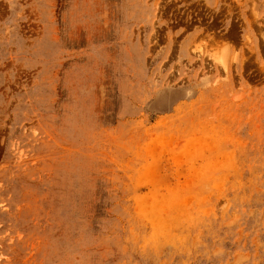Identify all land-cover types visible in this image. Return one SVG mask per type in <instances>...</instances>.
<instances>
[{
	"label": "rangeland",
	"instance_id": "374dc122",
	"mask_svg": "<svg viewBox=\"0 0 264 264\" xmlns=\"http://www.w3.org/2000/svg\"><path fill=\"white\" fill-rule=\"evenodd\" d=\"M0 264H264V0H0Z\"/></svg>",
	"mask_w": 264,
	"mask_h": 264
}]
</instances>
